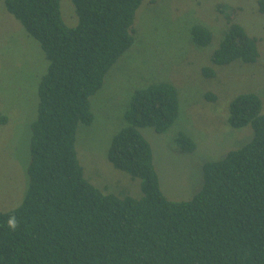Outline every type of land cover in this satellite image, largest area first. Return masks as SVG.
I'll return each mask as SVG.
<instances>
[{"label": "trees", "instance_id": "trees-1", "mask_svg": "<svg viewBox=\"0 0 264 264\" xmlns=\"http://www.w3.org/2000/svg\"><path fill=\"white\" fill-rule=\"evenodd\" d=\"M143 1L72 0L77 23L69 26L60 0H4L48 66L30 123L26 194L19 206L0 213V264H264V114L255 93L235 96L228 115L231 128L251 126V140L205 162L202 186L188 200L164 196L151 145L139 132L148 126L162 133L175 121L178 93L166 81L132 92L126 124L107 151L115 168L141 180L142 196L103 193L84 176L77 126L91 123L90 96L134 43V17ZM258 9L264 12V0ZM220 10L230 18L224 6ZM228 21L212 63L254 62L257 39ZM190 35L199 46L212 38L201 24H192ZM202 73L215 74L211 67ZM6 122L0 115V124ZM175 144L181 152L195 149L182 132Z\"/></svg>", "mask_w": 264, "mask_h": 264}, {"label": "rangeland", "instance_id": "rangeland-1", "mask_svg": "<svg viewBox=\"0 0 264 264\" xmlns=\"http://www.w3.org/2000/svg\"><path fill=\"white\" fill-rule=\"evenodd\" d=\"M0 0V213L23 201L28 187L30 123L36 117L39 78L48 60L39 43L7 12ZM225 7L227 18L221 12ZM64 22L77 23L72 0H60ZM230 22L240 24L257 39L254 62L234 60L213 64L211 54ZM210 29L209 44L192 42L190 27ZM135 41L106 72L102 86L90 96L91 123H79L75 134L77 158L84 176L103 193L142 196L141 180L115 168L107 158L112 136L125 126L124 113L132 92L158 81L173 84L178 114L162 133L140 127L152 150L159 186L169 200H188L203 183L202 166L222 159L253 135L250 125L231 128L230 101L241 93H255L264 114V12L258 0H144L135 13ZM215 74L207 77L203 68ZM213 94L209 100L206 94ZM195 142L192 152L175 144L178 133Z\"/></svg>", "mask_w": 264, "mask_h": 264}]
</instances>
